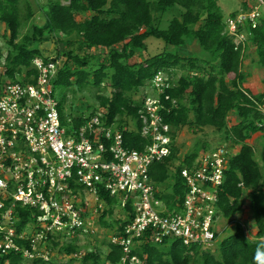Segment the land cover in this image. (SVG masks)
I'll return each instance as SVG.
<instances>
[{"label":"trees","instance_id":"16d2710c","mask_svg":"<svg viewBox=\"0 0 264 264\" xmlns=\"http://www.w3.org/2000/svg\"><path fill=\"white\" fill-rule=\"evenodd\" d=\"M66 1L46 0L42 4L40 0H0V22L5 23L10 32L5 35L8 53L3 56L0 49V62L3 58L5 61V70H0V87L9 82L35 83L39 72L34 60L48 62L64 54L68 59L62 60L54 88L55 92L60 87L68 90L59 100L67 132L79 129L103 107V119L122 133L125 145L143 151L151 142L142 134L144 124L139 114L147 94L140 100L136 97L141 89L153 88L157 73L167 74L171 85L160 94L163 108L159 113L171 127L172 152L154 163L151 176L157 184L169 182L175 188V193L163 195L168 202L175 196L182 199L185 194L182 170L194 165L201 150L215 149H209L207 142L198 140L195 148L182 159L176 143L178 132L188 127L197 133L209 126L222 132L225 140L231 142L227 143L230 151L241 146L238 153L231 154L216 204L221 217L234 220L235 231L221 240L216 249L185 246L178 240L167 239L158 244L150 235H145L138 239L133 255L142 264H264V146L260 163L255 148L248 142L259 132L264 139L261 109L264 90L253 94L245 88L248 73L243 70L244 60L251 53L256 55L253 62L264 69V20L256 25L247 19L241 21L237 32L232 33L228 19L237 18L240 11L224 20L218 0ZM242 6L248 7L245 1ZM37 7L45 18L43 25L32 23ZM168 12L172 18L164 27ZM79 15H84V19L78 20ZM30 20L32 28L23 34L22 29ZM73 34L81 38L82 52L58 51L57 57H50L39 47L54 37L60 42L66 37L68 43L73 44ZM239 35H244V40L238 41ZM150 37L164 42L162 52L147 53ZM194 42L200 46V51L191 56L180 53L182 47ZM73 85L95 88L98 106L83 104L77 109L72 103L68 107V92L74 91ZM230 115L236 117L235 123L230 124ZM246 194L257 226L256 239L249 237L245 223L236 219L244 210ZM101 197L107 208L101 211L98 221L104 229L121 231L134 216L132 206L127 205L126 217L111 222L107 218L113 217L119 197L110 196L104 190ZM15 214L21 218L19 231L33 219L31 210L21 206ZM219 235L216 233L217 238ZM62 239L63 236L49 237L46 246L52 256L53 253L58 255V250L63 256L74 255L72 259L77 258L82 264H117L123 256L122 248L107 239L111 248L105 261L95 245L88 248L78 240L64 238L62 242ZM20 245L32 250L29 241L21 240ZM82 250L86 252L79 256ZM22 254L13 251L7 258L12 264H19ZM48 262L51 259L36 258L33 264Z\"/></svg>","mask_w":264,"mask_h":264},{"label":"built area","instance_id":"2783aa9c","mask_svg":"<svg viewBox=\"0 0 264 264\" xmlns=\"http://www.w3.org/2000/svg\"><path fill=\"white\" fill-rule=\"evenodd\" d=\"M243 1L248 7L228 19L232 33L241 21L256 25L264 20V0ZM62 63L35 59L39 72L35 83L0 87V264H12L7 257L13 251L23 252L19 264H33L36 258L48 261L52 252L46 243L52 235L63 239L95 235L96 216L107 208L103 190L119 197L117 207L125 213L128 204L133 208L130 221L109 236L123 250L117 264H142L133 251L145 235L158 244L166 239L185 246L216 241L220 219L216 204L226 178L228 149L204 152L191 168L182 170V199L175 196L168 202L151 176L154 163L172 152L171 127L159 113L160 94L171 85L169 78L157 73L152 88L157 97L145 92L139 114L142 134L151 142L139 151L125 145L122 133L107 125L102 111L67 132L54 88ZM19 206L31 210L33 218L21 231V218L15 214ZM21 240L29 241L32 250L22 248Z\"/></svg>","mask_w":264,"mask_h":264},{"label":"rangeland","instance_id":"374dc122","mask_svg":"<svg viewBox=\"0 0 264 264\" xmlns=\"http://www.w3.org/2000/svg\"><path fill=\"white\" fill-rule=\"evenodd\" d=\"M65 3H67L66 0H63ZM40 2L42 4H45L46 0H40ZM242 2L243 0H218L219 5L221 6L222 9V13H223V18L224 20H227L228 17H230L233 13H237L238 11H240L241 7H242ZM37 14L35 15L34 19L32 20V23L35 22L39 25H43L45 23V18L43 17L42 11L38 9L37 7ZM44 11V10H43ZM170 12H168L167 16H168V20L164 23V27H166L168 25V22L170 20L171 15L169 14ZM84 15H79L77 18L78 20H82L84 19ZM32 23L31 20L28 21V23L23 27L22 29V33L25 34L28 31L31 30L32 28ZM10 32L8 31V28L6 26L5 23L0 22V49L2 50L3 56H5L8 53L9 50V46L7 44V38L5 37V35L9 34ZM71 39L74 41L73 44H69V40L68 38L66 39V37H62L60 41H57V39L54 37L52 40L45 42L41 45H39V47L45 52L46 55L50 56V57H57V53L58 51H62L63 53H67L70 50H74L76 53L81 51V38L78 37L77 34H73L71 35ZM244 35H240L239 38L237 39L238 41H242ZM164 42L160 39H157L155 37H150L147 40V53L154 55L157 54L159 52H162L164 50ZM253 49H255L254 46H251ZM200 46L194 42L188 46L182 47L180 53L181 54H189L194 55L196 54L198 51H200ZM82 52V51H81ZM98 53H100V50H97ZM145 54V52H144ZM256 55L251 53L249 54V57H247L244 60V66H243V70L245 72L248 73V77L247 80L244 84V87L249 89L253 94H257L259 92H262L264 90V69L260 66H258L257 64H255L253 62V58ZM68 57L64 54H62V56L58 59V60H67ZM4 58L1 60L0 62V70L4 71ZM167 77L168 75L165 74ZM73 89L74 91H70L68 92V107L69 104H74V106L77 109H80L81 106L84 105H96L98 106V99L96 97V90L95 88L89 89L88 87H80L79 85H73ZM65 91H68L67 88L64 87H60L56 89L55 92V96L58 100L61 99L62 97V93H64ZM145 92H148L150 95H152V97H157L158 95V91L152 90V88H146V89H141L137 95V99L140 100L143 98ZM107 93H111V90L109 89V91H107ZM261 109L264 113V105L261 106ZM69 110V109H68ZM105 109L103 107L100 108V111H104ZM85 113L87 115H89L88 111H85ZM80 113H77V115H79ZM235 116L234 115H230L229 117V122L231 123H235ZM262 133H256L254 134L249 140L248 142L255 148L256 150V157L257 160L261 163V150L264 146V139H262ZM198 140H201L203 142H207L208 143V148L211 150L220 148V147H226V149H229V147L227 146V143L230 145L231 142H228L225 140V137L223 135L222 132L217 131L216 129H214L213 127H206L204 128V130H201L200 132H193L192 130H189L188 127H184L183 129H181L178 134H177V138H176V143L179 147V156L182 157V159H184L185 155L191 151L192 149L195 148L196 146V142ZM263 141V143H262ZM240 145L235 146L231 149V153L234 155L236 153H238V151L240 150ZM208 149V150H209ZM204 152H206V150H201L200 155L202 156L204 154ZM198 157V158H199ZM169 182H166V184H161V189L163 191V193H168L170 191L173 190V192L175 193V188L173 186H171ZM244 210L243 212L236 217V219H239L241 222L245 223V227L247 229V233L249 235V237H251L252 239H256L255 235L257 232V226L255 225L253 218H252V212L249 208V197L246 194L244 197ZM100 214H98L96 216V220L99 218ZM126 213L124 211H122V209L120 207H116V209L114 210V215L112 218H110V216H108V220L111 219L110 221L112 222L113 220L119 219V218H124L126 217ZM95 226H96V234L93 235L92 237H87V238H80V236H70L71 241L76 242L77 240L79 241L80 244L82 245H87L88 248L91 246H96L99 251L101 252L102 258L105 261L106 260V256L111 248V246L109 245L108 241L109 240V236L110 234H113V229H109V228H103L100 224L99 221L95 222ZM217 231L220 233V235L218 236L217 240L214 241L211 244L205 245V247H210L211 249H216L219 247L221 240H223L225 237L229 236L230 234H232L235 231V227H234V220L232 219H225L223 217L220 216L218 225H217ZM107 239V240H106ZM105 240V243H103V241ZM65 241L64 239H62V242ZM172 241V240H170ZM93 244V245H92ZM101 249V250H100ZM87 250V249H86ZM86 250H82V254H84L86 252ZM56 252H58V255H56L55 253H53L56 255V257L51 258V262L53 261L54 264H82L81 260L74 258V255L68 256L65 255L63 256L62 254H59L60 252L58 250H56ZM51 262H48L47 264H51Z\"/></svg>","mask_w":264,"mask_h":264},{"label":"clouds","instance_id":"9594fccd","mask_svg":"<svg viewBox=\"0 0 264 264\" xmlns=\"http://www.w3.org/2000/svg\"><path fill=\"white\" fill-rule=\"evenodd\" d=\"M228 151H229V159H230V158L232 157V155H231L232 153L230 152L229 149H228ZM170 193H171V191H170ZM110 235H111V234H110ZM84 254H85V253H84ZM82 255H83L82 253L79 254V256H82Z\"/></svg>","mask_w":264,"mask_h":264}]
</instances>
